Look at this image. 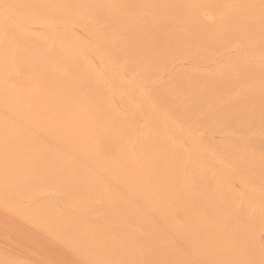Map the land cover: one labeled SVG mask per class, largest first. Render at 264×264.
Wrapping results in <instances>:
<instances>
[{"label": "bare ground", "instance_id": "obj_1", "mask_svg": "<svg viewBox=\"0 0 264 264\" xmlns=\"http://www.w3.org/2000/svg\"><path fill=\"white\" fill-rule=\"evenodd\" d=\"M0 264H264V0H0Z\"/></svg>", "mask_w": 264, "mask_h": 264}]
</instances>
